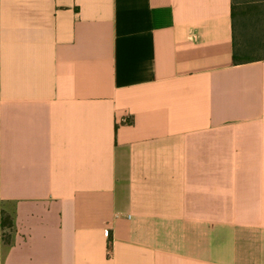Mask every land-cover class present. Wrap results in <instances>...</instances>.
Segmentation results:
<instances>
[{
	"label": "crops",
	"instance_id": "crops-1",
	"mask_svg": "<svg viewBox=\"0 0 264 264\" xmlns=\"http://www.w3.org/2000/svg\"><path fill=\"white\" fill-rule=\"evenodd\" d=\"M232 7L0 0V264H264V58L235 64Z\"/></svg>",
	"mask_w": 264,
	"mask_h": 264
},
{
	"label": "trees",
	"instance_id": "trees-1",
	"mask_svg": "<svg viewBox=\"0 0 264 264\" xmlns=\"http://www.w3.org/2000/svg\"><path fill=\"white\" fill-rule=\"evenodd\" d=\"M262 0H233L232 17L234 27V62L235 64H243L254 60L263 59V57H251L253 48L256 43L250 40L251 35L261 29L262 17H260L259 2ZM239 25V29L237 26ZM250 30L253 32L249 33ZM260 46H264L259 43ZM7 224L11 227V223H7L5 219L3 226Z\"/></svg>",
	"mask_w": 264,
	"mask_h": 264
},
{
	"label": "rangeland",
	"instance_id": "rangeland-1",
	"mask_svg": "<svg viewBox=\"0 0 264 264\" xmlns=\"http://www.w3.org/2000/svg\"><path fill=\"white\" fill-rule=\"evenodd\" d=\"M259 4V15L262 17V22H261V29L257 30L256 32L251 35L250 40H254L256 43L255 47L252 50V53L250 54L251 57H263L264 58V46H260L259 43H262L264 45V0L258 3ZM239 29V25L237 26ZM249 31V30H248ZM252 33L253 30H250L249 33Z\"/></svg>",
	"mask_w": 264,
	"mask_h": 264
}]
</instances>
